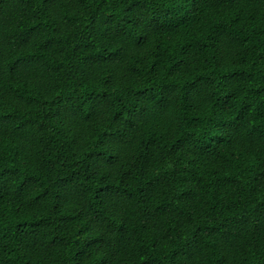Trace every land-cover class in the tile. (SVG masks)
<instances>
[{
	"label": "trees",
	"instance_id": "1",
	"mask_svg": "<svg viewBox=\"0 0 264 264\" xmlns=\"http://www.w3.org/2000/svg\"><path fill=\"white\" fill-rule=\"evenodd\" d=\"M0 264H264V0H0Z\"/></svg>",
	"mask_w": 264,
	"mask_h": 264
}]
</instances>
